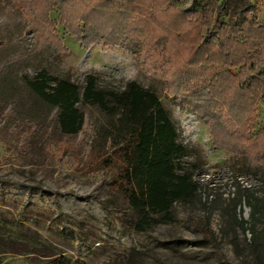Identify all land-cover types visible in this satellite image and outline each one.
<instances>
[{
    "label": "rangeland",
    "instance_id": "374dc122",
    "mask_svg": "<svg viewBox=\"0 0 264 264\" xmlns=\"http://www.w3.org/2000/svg\"><path fill=\"white\" fill-rule=\"evenodd\" d=\"M13 1L25 20L19 47H43L40 63L52 74L75 83L91 74L113 89L132 80L154 91L186 148L182 161L195 165L191 176L200 191L186 204L172 203L168 221L135 230L131 207L111 185L117 164L102 169L101 159L113 154L94 133L96 111L85 109L75 135L63 136L51 124L31 137L0 96V264H46L45 256L8 252L2 242L11 240L45 245L63 264H264V174L253 169L264 164V102L237 88L253 115L245 121L239 101L230 99L242 78L254 80L249 64L255 69L264 60V0H224L222 41L200 43L220 0H158L153 19L143 15L151 34L106 43L98 36L88 46L68 30L81 28L89 0L64 2L68 26L59 10H45L46 0ZM181 8L195 9L184 16L186 29ZM218 68L229 72L219 79ZM199 89L215 103L214 123L191 106ZM245 188L259 203L254 216L241 202L230 209V199Z\"/></svg>",
    "mask_w": 264,
    "mask_h": 264
},
{
    "label": "trees",
    "instance_id": "16d2710c",
    "mask_svg": "<svg viewBox=\"0 0 264 264\" xmlns=\"http://www.w3.org/2000/svg\"><path fill=\"white\" fill-rule=\"evenodd\" d=\"M46 1L45 10H59L60 19L68 26L63 16L66 0ZM86 3L81 13V28L68 30L81 46H88L98 36H102L103 43H106L109 39L116 40L122 36L151 34L150 22L143 15L153 19L151 11L154 13L161 4L158 0H89ZM223 6L224 0H220L213 8L211 30L202 34L200 43H206L212 37L223 40L218 35L223 27ZM0 11V96L15 120L28 125L31 137L41 135L51 124L63 136L75 135L84 122L85 109L96 111L100 119L93 121L94 133L103 139L113 154L111 158L106 155L101 159L102 169L108 168L112 162L117 164V179H110L111 185L131 207L135 230L168 221L172 203L186 204L198 196L199 185L191 176L195 165L182 161L186 148L176 140L174 125L154 91L132 80L125 81L120 89H113L97 85L96 77L91 74H84L79 83L69 77L52 74L40 63L46 55L43 47L34 45L22 49L18 45L20 32L25 25L20 7L13 0H0ZM177 11L184 24L180 28L186 29L184 16L195 9L181 8ZM54 50L58 51L56 48ZM258 64L255 69L252 62L249 64L253 72L248 77L254 80L247 82V77L242 78L243 82L234 85V94L230 97L232 102L229 100L233 104L239 101L235 106L238 108L237 114L244 113L245 121H249V115H253L248 114L250 103L244 100L242 94L240 97L237 88L251 90L255 100L264 102L263 58ZM215 72L220 79L229 71L218 68ZM219 89L221 92L223 87ZM203 93L201 89L197 90V97L190 100L191 106L207 121L214 123V118L218 117L213 110L215 103L207 100ZM253 169L264 174V164ZM247 190L242 189L230 199V209L234 211L236 206L244 203L249 208V215L254 216L258 213L259 203ZM243 222L241 218L237 220L241 229ZM203 234L205 238L210 236L206 231ZM2 244L8 252L24 254L29 259L45 256L46 264L64 263L62 255L51 253L45 245L30 247L15 240Z\"/></svg>",
    "mask_w": 264,
    "mask_h": 264
}]
</instances>
